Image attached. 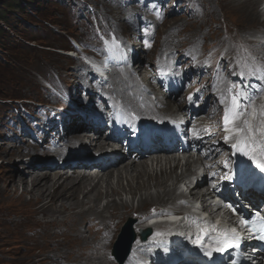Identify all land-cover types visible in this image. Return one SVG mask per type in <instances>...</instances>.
Returning a JSON list of instances; mask_svg holds the SVG:
<instances>
[{
  "label": "rangeland",
  "instance_id": "374dc122",
  "mask_svg": "<svg viewBox=\"0 0 264 264\" xmlns=\"http://www.w3.org/2000/svg\"><path fill=\"white\" fill-rule=\"evenodd\" d=\"M2 2L3 0H0V7ZM13 2H17L18 7L14 12L8 14L9 24L0 23L5 28L0 42V188L6 189L5 197L8 200V203L5 200L0 204V264H32V258L42 260V250L46 247L39 249L38 246L42 243H38L32 235H28L31 243L22 244L17 240L19 232H24L27 228L33 229L30 223L34 221V218L21 221L15 214L29 215L31 205H34V199L32 192L26 193L25 191L24 194L17 195L21 191V187H27V184L15 185L13 181H6V178L10 174L9 179L18 178V171H24L22 165L28 162L37 166H46L51 162L61 165L64 159L62 156L68 154V159H74L75 151H80L84 155L86 153L88 155L95 154L96 150L83 152L80 148L74 149L72 147L74 145L66 139L67 134H72V126L81 120L89 124L93 123L92 115L96 116L95 125H100L105 129L103 122L107 118L104 117V120L99 121L97 117L109 114L105 115L106 112L101 111H111L112 114L114 109H110V107L120 109L119 107L123 105L121 99V101L109 100L107 93L103 91L110 83H113L112 86L116 85L114 84L115 80L111 79L110 81L109 79V81L99 84L95 76L86 70L80 60L82 55H95L98 44L103 52L99 43V31L109 36L115 35L130 47L133 57H129V63H131L135 74L139 72L141 78L139 79L144 78L141 81L142 85L150 84L154 92L158 94L169 93L164 89L162 91L160 87V84L169 77L171 90L176 95L175 99L184 100V102L192 101L195 109L205 106L204 112L203 110L195 112V119L188 122L186 132L192 133L202 124L199 121L208 110L206 98L210 106L222 110L226 107L222 100L230 102L229 89L233 86H235V90L244 91L248 96H251L249 91L252 86L255 88V93L264 89V78L248 79L244 72L241 73L237 69L232 72L230 64L225 65L221 62L223 54L216 51L215 48H211L210 41L197 44L189 52H186L179 43L176 52L164 53L166 50L171 51L168 44H173L178 40L184 39L187 43L191 40L199 41L201 35L198 30V19L205 16L209 20L207 14L210 13L202 0H13ZM220 12L222 16H225L222 11ZM262 13V17H264V12ZM155 21H165V23L160 26ZM114 23L120 24V28L116 27ZM155 30H158L156 40L154 39ZM253 37L254 35H250L244 39L251 42L264 40V36ZM206 38L209 39L208 34H206ZM147 44L150 45L148 57H146L144 48ZM223 47H226V43ZM242 50L246 51L243 46ZM259 66L264 67L262 64ZM126 67L115 69L113 72L120 71L118 74L124 75L122 70L126 71ZM170 71L172 72L170 73ZM80 74L85 75L84 77L93 85L85 87L79 79ZM219 79L226 84L227 89L224 93L219 91L217 83ZM257 81L260 87L256 88L254 82ZM178 82H180V87ZM94 85L102 90L95 89ZM188 88L190 89L188 90ZM96 96L98 99H94ZM254 97L252 96V101ZM112 103L114 104L112 105ZM184 105L186 106L187 103L185 102ZM185 111H178V115L172 119L182 120L181 115L185 114ZM189 115L190 113L187 111L185 117ZM221 116L222 113L217 112L210 119L212 121L209 123V127L219 123ZM133 119L156 120L152 116L147 117L141 114L136 115ZM123 127H128V123L124 122ZM91 131L92 129L87 131L90 138L94 137ZM108 133L109 131L107 133L102 131L103 139ZM54 134H59L60 141L59 138H52ZM221 139H223L226 156L221 153V156H214L209 160L205 158L202 163L207 162L211 164L210 170H220L224 174L221 169L224 165L221 166L220 161L226 160L231 154V150L222 136ZM104 146H108V144ZM190 146H192L191 143ZM117 147L120 148L119 143H117ZM193 149L191 151L197 158L199 155H205L202 154L205 151L203 147H198L197 151L195 148ZM116 152L118 154L121 152L120 155H124L123 149H118ZM156 156L152 158L161 159V169L166 172L165 176L167 177L166 188L171 189L181 172L182 162H177L176 158L172 162L171 156L173 155L163 156L160 154V156ZM144 158L147 170L158 175L159 165L157 166L147 156ZM90 159H92V163L96 162L93 157ZM191 159L192 155L187 160L191 162ZM175 163H178V166H176L175 172L170 174L169 170ZM193 164L191 167L197 166H193ZM91 169H94L91 173H95L97 166H91ZM241 170L243 171V169ZM203 172L205 173L204 170ZM126 182L123 178L119 186L125 187ZM204 182L201 186L205 184ZM109 183L111 188L117 189L118 183L115 177H112ZM135 184V181L131 183L133 186ZM99 186H101V192H104L105 182ZM158 191H160L159 188L150 185L145 193L155 196ZM139 196L140 193H137L131 197L127 192H120L118 196L113 197L102 195L99 209L114 199L117 203L128 202L132 206V210H135L139 206ZM19 199L21 200L19 201ZM23 200L29 201V204L20 205L19 202ZM151 207L153 206H149L148 209L153 211L154 208ZM104 216L106 215L104 214ZM129 218L119 226L120 231L116 235L114 234L112 246L118 240L121 229L127 222L131 221V231L133 235L136 234L133 228L136 225L135 219ZM139 225H136V228L137 226L139 228ZM39 242H41L40 238ZM150 249L148 252L152 253V248ZM111 252L112 248L109 250L112 261L119 264ZM139 256L144 257L143 254L135 257L140 258ZM135 257L134 260H137ZM127 258L122 264L127 261Z\"/></svg>",
  "mask_w": 264,
  "mask_h": 264
},
{
  "label": "bare ground",
  "instance_id": "6f19581e",
  "mask_svg": "<svg viewBox=\"0 0 264 264\" xmlns=\"http://www.w3.org/2000/svg\"><path fill=\"white\" fill-rule=\"evenodd\" d=\"M202 1L207 5L210 13L207 14L209 20L206 19L205 16L198 19V30L199 35H201V38L199 37L200 39L197 37L199 41L196 42L195 40H191L187 43V41L185 42L184 39H181L173 44L169 42L170 44L167 46L171 51L166 50L164 53H172V51L173 53L176 52V47L179 43L183 46V49L186 52H189V50L191 51V48H195L197 44L200 45V43L210 41L212 43L210 45L211 48H215L216 51L223 54L221 62L225 65L230 64L229 67L232 72H235L237 69L241 73L244 72L248 76V79L255 78V80H257L261 77L263 79L264 67L259 65H264V40L251 42L250 40L244 39L250 35H254V37L264 36L263 13L260 8L257 9V4L260 3L261 0ZM220 11H222L225 16H222ZM164 23L165 21L156 22V24H159L160 26ZM114 24L116 27L120 28V24ZM157 34L158 30H155V40ZM206 34L209 35V39L206 38ZM225 43L226 47H223ZM242 46L246 51L242 50ZM107 48L109 52V60L117 61L122 57L118 49H114L112 46H107ZM144 48L146 57H148L150 45L147 44ZM107 64L108 62L105 63V66ZM125 70L126 71L122 70L124 75L118 74L120 73L119 71L118 73L112 72L110 76H107L110 81L111 79L115 80L114 84L116 85L112 86L113 83H110L108 87L103 89V91L107 93V98H109V100H122L123 105L119 107L122 111L120 109H115L114 107H110V109H114L112 114L110 113L111 111H101L103 113L106 112L105 115L109 114L108 116L97 117L99 118V121L104 120V117L107 118L106 121L103 122V124H105V129L100 125H95L96 116L92 115L93 123L89 124L81 120L76 125L72 126V134H67L66 136V139L69 142L77 148L82 149L83 152H93L95 150L96 153L102 152L104 145L111 142L116 145L119 143L120 148H117L123 149L124 155H120L121 152L120 154L111 152L101 158H96L97 161L92 163V159L86 157L92 156L93 154L84 155V153H81L80 151H75L74 154L72 153L74 159H68V154L62 156L64 159L61 165L51 162L46 166H37L36 164L28 162L22 165L24 171H18V178L9 179L11 174L6 178V181H13L15 185L21 183L30 184L32 188L30 192L33 194L34 205H31L32 208L30 214L26 216L24 213L15 214V216L21 221H24L27 218H34V221L30 223L33 229L27 228L24 232H19L17 240L22 244L31 243L28 235H32L38 243H42L38 246L39 249L46 246L45 249L42 250V260L32 258V264H115L109 256V250L112 248L113 239L117 232L120 231L119 226L124 220L133 217L136 225L141 224L145 217L156 213L152 210L150 211V209H148L149 206L155 207L156 203L166 202L170 199L173 200L170 203L172 204L174 201L178 200V198L174 196L172 189L166 188L167 177L165 176L166 172L161 169V159L152 158L154 156L157 157L156 155H173L171 158L172 162H174L177 153L183 154L184 157L186 155L187 159H189L192 154H195L191 151L193 148L197 151L198 147H203L205 151L202 154L205 155H199L200 159L198 157L197 161L202 164L205 173H202V177L195 183L191 192L193 197L201 198L203 202H207L214 191L209 188L208 192H200L203 188L201 184L204 181V183H206L207 179L209 180L223 175L219 168H217L219 171L210 170L211 164H208L207 162L205 164L202 163L205 158L209 160L214 156H219L221 153L226 156V153H224L225 148L222 143L223 139H221L222 134L216 132L208 138H202L201 140L195 138L196 135L205 132L209 127V123L212 121H210V119L213 118L217 112L225 110L213 108L207 103V98L205 99V102L208 110L204 116L202 115L203 118L200 119V121L198 120L202 124L188 135V140L186 138L188 142L184 139L183 142H181L176 137L172 138L174 133V129L172 128H169L165 133H149L144 137L141 136L142 131L139 128H133L135 137L127 144L123 143V139L120 140L118 136H114L113 130H110V135H107L105 139H103L104 137L101 136L102 131L107 133L112 121L117 122L121 118L129 125V121H136L139 119H133L136 115L141 114L147 117L152 116L156 119H160L165 114L174 113L173 115H177L178 111H185L187 108L184 113L186 114L187 111L190 113L189 116H186V119L188 122H191V120L194 121L195 119V112L203 110L205 107L195 109L192 101H185L187 103L185 106L183 99V101L175 99L176 95L171 90L169 77L166 78L164 83L160 84L162 91L164 89L169 91V93L158 94L154 92L150 84L142 85L141 81L144 78L140 80L139 72L136 74L134 73L131 63H129ZM171 72L172 71H170V73ZM84 76L85 75L82 74L79 75L81 83L83 82L85 87L93 85V83ZM217 83L220 93H224L227 89L225 82L219 79ZM178 86L180 87V82H178ZM254 86L256 88L260 87L258 81L254 82ZM96 88L98 87H95V89ZM189 89L190 88H188V90ZM249 93L251 94V97L256 96L255 88H253V86ZM96 98L98 99V96L94 99ZM246 101V98L242 99V105L246 104ZM113 104L114 103H112V105ZM140 121L142 120L140 119ZM122 125L123 123L119 125V129L127 135V127L122 128ZM89 129H92L91 132L93 133L91 134H94V137L92 138L88 137L89 134L87 131H89ZM159 139L167 140L160 142ZM190 143L192 146H190ZM146 156L152 159L157 166L159 165L160 172L158 175H154L147 170V163L144 158ZM187 159L184 161L185 170L194 171V167H191V164L194 163V159L192 158L191 162ZM178 161L179 159H177V162ZM221 162L222 161H220V163ZM91 166H97L95 173H91L94 170L91 169ZM176 166H178V163H175V165L170 168V174L175 172ZM241 169H243V171ZM237 175L244 181L246 186H249L246 195L254 193L253 189L258 186V183H261L264 188V172L262 171L249 173L241 167L237 170ZM112 177L116 178L118 183L117 189H113L109 185ZM123 178L127 181V185L125 187H120L119 183ZM133 181L136 183L135 186L131 185ZM103 182H105V187L104 192H101V186H99V184L101 185ZM150 185L154 188L160 189L155 196L145 193ZM25 191H28V185L27 187L22 186L21 191H19L17 195L24 194ZM120 192H127L131 197L140 193L138 199L139 206L135 210H132V206L128 202L117 203L112 199L107 202L102 209H99L102 195L113 197L118 196ZM5 194L6 189L0 188V204L4 203L5 200V202L8 203ZM261 195L264 196V193L262 192ZM262 198L264 199V197ZM20 200L21 199H19V201ZM19 203L20 205L29 204V201L23 200ZM166 211L168 213H174L172 209L167 208ZM132 212L135 213L132 214ZM104 214L106 216H104ZM130 222L131 221L127 222L121 229V232H124L125 234L126 240L129 239V236L131 235L132 223L130 224ZM26 225L28 226V223ZM126 225H128L127 228L125 227ZM136 225L133 228L136 233L135 236L137 237L138 226L136 228ZM39 238L41 239V242H39ZM165 238L166 236L163 237V239ZM176 238H179V236H176ZM165 243L167 242L162 243V247L164 248L167 247ZM150 248H152V253L148 252V249ZM157 248V246L153 247V245L147 240L141 242L136 239V241L130 244V256L124 264H162V260L158 256L159 252L157 251ZM167 248L170 253L168 254L169 256L179 258V252L178 249H175V245ZM139 254H143L144 257H135ZM160 254L165 256L163 252ZM134 257L137 260H134ZM224 262L225 261H223V264Z\"/></svg>",
  "mask_w": 264,
  "mask_h": 264
},
{
  "label": "snow or ice",
  "instance_id": "6c2138e0",
  "mask_svg": "<svg viewBox=\"0 0 264 264\" xmlns=\"http://www.w3.org/2000/svg\"><path fill=\"white\" fill-rule=\"evenodd\" d=\"M230 102L222 100L226 104L224 124L225 130L229 135L225 136V140L235 139L232 147L245 155L249 153H259L264 156V108L256 110L252 104V97L246 92L235 90V86L229 89ZM247 99L248 103H241L242 99ZM251 109V111H249ZM251 158L255 159V155ZM264 170V163L258 165ZM241 225L250 232L254 233L256 238L264 241V216L257 213L254 217L241 220ZM235 241L239 246L240 237L236 235L233 229L231 236L225 234L223 243H231ZM216 243H221L217 240ZM222 248L209 249L205 251V255L212 256L213 251L219 252Z\"/></svg>",
  "mask_w": 264,
  "mask_h": 264
},
{
  "label": "clouds",
  "instance_id": "9594fccd",
  "mask_svg": "<svg viewBox=\"0 0 264 264\" xmlns=\"http://www.w3.org/2000/svg\"><path fill=\"white\" fill-rule=\"evenodd\" d=\"M259 6H260V4H259ZM259 7L257 6V9H258ZM262 9H264V7H262ZM261 9V10H262ZM262 12H264V10H262ZM98 36H99V43H100V46H101V48H102V50H103V52L101 51V49H100V47H99V44L97 45V48H96V50H95V55H92V56H88L87 55V57L88 58H91V57H93V58H95V59H97V60H99V59H101V58H103V57H106L107 58V60L105 61V63L106 62H112L113 64H109V66L111 67V73L115 70V69H119V68H121V67H123V66H128V65H124L123 63H122V57L119 59V60H117V61H114V60H109V52H108V50H107V52L104 50V48L102 47V39L103 38H111V37H114L117 41H119L120 43H121V45L124 47V49L126 50V59H128V61H129V57H133V55H132V53H131V49H130V47L129 46H127L125 43H123L122 41H120L118 38H116L115 37V35H106V34H104L103 32H100L99 31V34H98ZM114 48V47H113ZM114 49H118V48H114ZM119 50V49H118ZM120 51V50H119ZM70 53V52H69ZM120 53H121V51H120ZM121 55H122V53H121ZM92 59V58H91ZM90 60V59H89ZM86 68V67H85ZM28 185V193L30 192V190H31V186H30V184H27ZM26 192V193H27Z\"/></svg>",
  "mask_w": 264,
  "mask_h": 264
},
{
  "label": "water",
  "instance_id": "95a60500",
  "mask_svg": "<svg viewBox=\"0 0 264 264\" xmlns=\"http://www.w3.org/2000/svg\"><path fill=\"white\" fill-rule=\"evenodd\" d=\"M126 228L128 227V225H126L125 226ZM125 228V229H126ZM148 235H149V233H143L142 234V236H141V240L142 241H145V239L148 237ZM118 240L114 243V245H113V251H112V255L115 257V258H117L118 259V262H119V264H121L124 260H125V258H126V256H127V254H128V252H129V245H130V243H131V241H132V236L130 235L129 236V239H125V234H124V232H121V234H120V236L117 238ZM125 239V242H128L127 244H126V246H124L125 244H124V240ZM124 244V245H123ZM122 247H124V248H122Z\"/></svg>",
  "mask_w": 264,
  "mask_h": 264
},
{
  "label": "trees",
  "instance_id": "16d2710c",
  "mask_svg": "<svg viewBox=\"0 0 264 264\" xmlns=\"http://www.w3.org/2000/svg\"><path fill=\"white\" fill-rule=\"evenodd\" d=\"M18 4L17 2H13V0H3L1 7H0V23L2 24H9L8 14L14 12L17 9ZM5 28L0 24V42L2 40L3 34L5 33Z\"/></svg>",
  "mask_w": 264,
  "mask_h": 264
}]
</instances>
